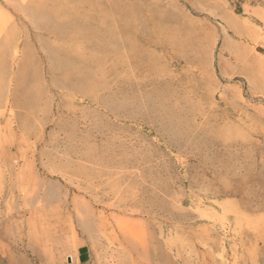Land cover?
Listing matches in <instances>:
<instances>
[{
    "label": "rangeland",
    "instance_id": "374dc122",
    "mask_svg": "<svg viewBox=\"0 0 264 264\" xmlns=\"http://www.w3.org/2000/svg\"><path fill=\"white\" fill-rule=\"evenodd\" d=\"M81 248L264 264V0H0V264Z\"/></svg>",
    "mask_w": 264,
    "mask_h": 264
},
{
    "label": "crops",
    "instance_id": "0c3cea01",
    "mask_svg": "<svg viewBox=\"0 0 264 264\" xmlns=\"http://www.w3.org/2000/svg\"><path fill=\"white\" fill-rule=\"evenodd\" d=\"M89 260V252L87 249H79L77 253L73 256L72 261L75 264H85Z\"/></svg>",
    "mask_w": 264,
    "mask_h": 264
},
{
    "label": "bare ground",
    "instance_id": "6f19581e",
    "mask_svg": "<svg viewBox=\"0 0 264 264\" xmlns=\"http://www.w3.org/2000/svg\"><path fill=\"white\" fill-rule=\"evenodd\" d=\"M22 3H24V2H26V0H20ZM38 2H39V0H38ZM24 8V7H23Z\"/></svg>",
    "mask_w": 264,
    "mask_h": 264
}]
</instances>
